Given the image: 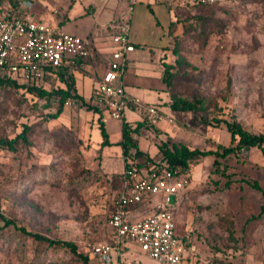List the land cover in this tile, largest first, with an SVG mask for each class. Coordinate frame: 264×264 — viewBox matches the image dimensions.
<instances>
[{
    "label": "rangeland",
    "instance_id": "rangeland-1",
    "mask_svg": "<svg viewBox=\"0 0 264 264\" xmlns=\"http://www.w3.org/2000/svg\"><path fill=\"white\" fill-rule=\"evenodd\" d=\"M178 19L169 95L199 108L194 120L178 123L180 138L161 141L150 157L160 161L163 145L225 154L190 165L193 185L174 210L178 232L192 230L200 264H264V153H246L226 125L264 135V0L181 8ZM76 74L70 71L72 95ZM48 80L46 91L67 90L58 78ZM86 83L82 99L97 108ZM100 115L79 99H68L60 111V96L0 85V264H97L88 245L107 240L122 188L119 172L105 174L115 168L101 159ZM216 120L223 122L213 126ZM25 129L28 144L20 141L14 151L2 146ZM23 229L73 243L78 254Z\"/></svg>",
    "mask_w": 264,
    "mask_h": 264
},
{
    "label": "built area",
    "instance_id": "built-area-1",
    "mask_svg": "<svg viewBox=\"0 0 264 264\" xmlns=\"http://www.w3.org/2000/svg\"><path fill=\"white\" fill-rule=\"evenodd\" d=\"M136 2L135 0H133ZM181 6L235 5L240 0H177ZM35 0H18L8 5L0 16V80L21 83L28 89L43 87L52 71L75 70L90 57L88 41L68 34L61 27L29 17ZM132 4L114 27V51L105 72L97 82L94 98L102 109L104 121H123L129 109L144 114L152 127L162 122L175 124L157 106L130 97L124 79L129 71L133 44ZM122 188L109 221L108 241L89 243L92 257L99 264H129L124 261L129 243L135 244L149 259L159 264H200L196 246L177 235L175 200L193 184L191 170L161 168L154 163L139 167L127 160L121 177ZM148 205L152 213L131 221L130 210ZM191 233V231L189 232Z\"/></svg>",
    "mask_w": 264,
    "mask_h": 264
},
{
    "label": "crops",
    "instance_id": "crops-1",
    "mask_svg": "<svg viewBox=\"0 0 264 264\" xmlns=\"http://www.w3.org/2000/svg\"><path fill=\"white\" fill-rule=\"evenodd\" d=\"M135 1L35 0V5L28 14L33 19L49 22L54 26L61 27L68 34L88 41L90 57L75 69L77 72L75 75L77 95L83 98L87 97L85 95L86 81L91 83V92L88 97L94 94L97 82L103 76L107 63L114 51L112 37L117 33L114 27L129 7L134 4L131 38L136 50L130 56L131 65L124 79L126 92L130 97L137 98L145 104L159 107L164 114L174 120L175 124H168L170 122L167 121L162 122L156 127V132L155 129L147 127L148 124L145 126L144 123L148 122L145 120L143 112L134 108L127 111L126 118L123 121L112 119L104 121L110 145L102 147L101 159L106 162L107 168H115L111 173L104 172L105 174L119 172L122 175L125 170L124 149L120 144L123 140V127L125 124L133 130L138 128L132 135L135 143L143 153L153 156L158 153L157 145L161 141L168 140V138H175L176 140L180 138L177 139L175 136H180L177 131L178 123H188V121L194 120L191 112L172 110L169 89L163 82L165 67L172 65L174 60L172 42L175 28L179 21L177 12L179 4L177 0ZM17 2L18 0H1L0 16L5 7L17 5ZM82 70L83 72H81ZM78 74L83 75V79H79ZM50 77L51 79L58 78L62 82L57 72H51L47 75L43 87ZM11 83L19 87L22 86L21 83L16 81H12ZM97 109L103 118L102 109L99 106H97ZM90 112L98 113L95 111ZM109 120L112 121L110 122ZM116 123H119V125H116ZM173 127L175 130L171 132ZM152 147L155 150L153 153H151ZM131 152H133V149ZM112 160L118 161L119 164L114 166ZM183 195L181 194L175 200V206L180 204L179 200ZM151 213L150 207L143 205L138 208H132L129 218L131 221H138ZM190 231L191 233H189ZM110 234L111 229L109 226L107 240L97 244L108 241ZM177 235L183 240H192L191 229L187 230L184 235H181L177 229ZM196 260L199 262L198 250ZM122 261L129 264H159L146 257L133 243L128 244ZM95 262L99 264L97 261Z\"/></svg>",
    "mask_w": 264,
    "mask_h": 264
},
{
    "label": "trees",
    "instance_id": "trees-1",
    "mask_svg": "<svg viewBox=\"0 0 264 264\" xmlns=\"http://www.w3.org/2000/svg\"><path fill=\"white\" fill-rule=\"evenodd\" d=\"M241 1V0H240ZM1 2V1H0ZM12 3H14L13 1H11ZM230 5V4H229ZM226 5H210V6H206V5H196V7H201V8H221L224 7ZM189 7H194V6H181L179 5L177 8V12L181 9V8H186L188 9ZM173 66L172 65H168L165 67V73L163 76V82L166 84V86L168 87V89L170 90L172 87V78H173ZM52 72H57L59 74V78L62 80L63 83H65L67 85V90H57V91H52V92H48L45 89H43V87L41 88H33V89H28L25 86H17L16 84L11 83L12 81L9 80H0V85L3 86H9V87H14V88H22L25 90H28L29 92H33L36 96L44 98V97H52L53 95L56 96H60V111H62V108L64 107L65 103L67 102L68 99L70 98H75V99H79L83 102L84 106H87V109L89 111H95L98 112L97 108H93L89 105H87L82 97H80L79 95H72L71 90L74 88V80L72 77H70V71L68 70H57V71H52ZM171 108L173 111H178V112H193L196 113V111L198 110V104L196 102H191V101H187V100H183L180 98H177L175 95L171 96ZM223 122L222 120H216L214 121V125L213 126H219V124ZM228 131L231 133L232 137L235 139L236 137L239 139V146H242L243 149H251V148H258L260 149L263 153H264V135H254L251 134L249 132H247L246 130H244L242 128V126L239 123H228L226 122ZM100 129H101V133L103 136V145L104 146H108L110 145L109 140H108V134L107 131L104 127V124L100 125ZM138 129V128H137ZM131 129L130 126L128 125H124L123 127V140L120 143L124 149V157H125V162H127V160L130 159H134L138 165H140L139 167H143L145 165H147V163H154L157 166L161 167V168H181V169H187L190 167V165L193 162H196L202 158H205L207 156H216V158L218 159L219 157H223L225 156V154L223 156H220L218 152H214V151H200V150H191L190 148L186 147V146H181V147H176L174 146L173 149L168 148L167 145H163L160 148L161 153L163 154V157L160 161H154L151 159L150 155L147 153H143L139 148L138 145L135 143L132 135L134 132L137 131ZM28 129H25V131H23L17 138L13 139V140H8L6 139L5 141H2V146L14 151L16 150V144H18V142L23 141L25 144L29 143L28 140ZM133 149V152H131V150ZM230 152V150H225V153ZM215 161V164H218V161ZM121 177L120 176V182L122 185V181H121ZM255 188H259L257 185H254ZM12 224L11 222L7 221V225ZM23 231L30 237L37 239V240H41V241H45L47 243H49L50 245H54V246H63V247H67L69 248L72 252H74L75 254H78L77 252V246L73 243L70 242H61V241H53L50 239H47L45 237H42L40 235L34 234V233H30L27 232L25 229H23ZM186 241L188 242H192L189 239H186ZM91 256V255H90ZM85 261H88V257H84Z\"/></svg>",
    "mask_w": 264,
    "mask_h": 264
},
{
    "label": "water",
    "instance_id": "water-1",
    "mask_svg": "<svg viewBox=\"0 0 264 264\" xmlns=\"http://www.w3.org/2000/svg\"><path fill=\"white\" fill-rule=\"evenodd\" d=\"M246 153L248 152V149H246V151H245Z\"/></svg>",
    "mask_w": 264,
    "mask_h": 264
}]
</instances>
